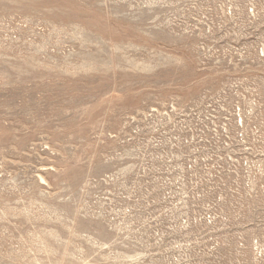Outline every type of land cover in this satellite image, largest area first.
Instances as JSON below:
<instances>
[{
	"label": "rangeland",
	"instance_id": "374dc122",
	"mask_svg": "<svg viewBox=\"0 0 264 264\" xmlns=\"http://www.w3.org/2000/svg\"><path fill=\"white\" fill-rule=\"evenodd\" d=\"M0 264H264V0H0Z\"/></svg>",
	"mask_w": 264,
	"mask_h": 264
}]
</instances>
